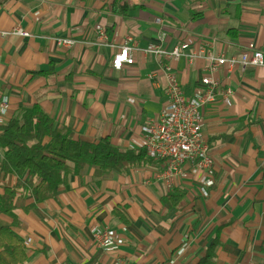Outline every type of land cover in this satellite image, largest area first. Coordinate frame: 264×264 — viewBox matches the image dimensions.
Returning a JSON list of instances; mask_svg holds the SVG:
<instances>
[{"label": "crops", "instance_id": "obj_1", "mask_svg": "<svg viewBox=\"0 0 264 264\" xmlns=\"http://www.w3.org/2000/svg\"><path fill=\"white\" fill-rule=\"evenodd\" d=\"M18 26L31 35L2 34ZM127 36L138 50L119 69L113 59ZM64 37L76 43L60 44ZM161 41L182 48L165 61L187 95L206 75L234 90L201 109L215 184L204 195L194 173L166 182L157 177L160 162L145 155L122 171L84 165L35 205L31 189L21 188L19 223L1 213L0 228L25 243L23 264L264 262V66L209 70L213 58L250 44L264 51V0H0V127L39 104L76 139L109 137L122 151L145 150L143 125L169 106L164 60L145 52ZM19 180L10 173L2 182ZM171 194L182 196L178 205L165 202ZM102 230L117 235L113 248L97 243Z\"/></svg>", "mask_w": 264, "mask_h": 264}, {"label": "trees", "instance_id": "obj_2", "mask_svg": "<svg viewBox=\"0 0 264 264\" xmlns=\"http://www.w3.org/2000/svg\"><path fill=\"white\" fill-rule=\"evenodd\" d=\"M0 130V146L4 149L0 163V186L4 189L0 192V214L12 216L15 224L19 223L15 213L19 189L29 187L35 205L54 197L69 183L70 176L79 173L84 165H97L104 172L122 171L127 168L126 163H136L147 155L145 150L139 153L122 151L109 137L96 142L76 139L69 127L57 128L53 117L39 104L24 109L19 117L3 124ZM26 172L29 177L24 183L21 177ZM10 173L20 179L14 187L2 182ZM181 197L175 199V194H171L165 202L178 205ZM122 219L127 222L123 216ZM25 248V243L9 226L0 228V264H23L27 260ZM261 251L264 254V240ZM213 256L215 244L206 255L207 258Z\"/></svg>", "mask_w": 264, "mask_h": 264}, {"label": "built area", "instance_id": "obj_3", "mask_svg": "<svg viewBox=\"0 0 264 264\" xmlns=\"http://www.w3.org/2000/svg\"><path fill=\"white\" fill-rule=\"evenodd\" d=\"M8 34L30 36V32L18 26ZM105 37V31L100 32ZM163 41V36H160ZM161 43L148 46L147 53H154L163 58L164 72L168 79L167 95L169 106L161 114L143 125L144 149L149 158L160 162L161 169L157 177L171 182L176 177H183L194 173L198 175L202 183L204 195H208V188L215 184L212 147L204 137L202 131L201 109L204 106L212 105L221 95L223 98H230L234 90L230 86H222L219 80L209 75L200 79L194 93L187 95L182 87L178 76L172 65L165 60L179 58L183 55L182 48L175 45L166 48ZM60 44L72 46L76 43L74 38H58ZM138 50L133 42L132 36H127L125 43L115 54L113 65L122 68L124 63L132 64L135 61V51ZM192 60V56H190ZM227 65L234 68L237 65L246 68L248 66H264V51L250 44L247 50L241 53L226 57L213 58L210 71H215L219 66ZM4 106L7 101L4 100ZM116 237L110 230H102L96 233V240L99 246L111 249L116 243ZM64 264H71L66 262Z\"/></svg>", "mask_w": 264, "mask_h": 264}]
</instances>
